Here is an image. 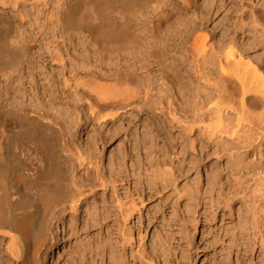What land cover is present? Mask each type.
<instances>
[{"label": "bare ground", "instance_id": "obj_1", "mask_svg": "<svg viewBox=\"0 0 264 264\" xmlns=\"http://www.w3.org/2000/svg\"><path fill=\"white\" fill-rule=\"evenodd\" d=\"M200 1L0 0L14 8L15 19L34 27H19L14 36V24L0 15L2 255L19 264H48L61 225L73 229L81 218L94 233L91 258L68 264H171L180 242L193 247L198 233L193 193L184 219L172 213L160 242L159 231L151 236L153 253L144 245L143 209L154 197L187 191H178L185 174L177 161L191 147L198 151L196 165L217 158L218 168L204 178L205 194L215 191L213 206L237 213L253 244L224 250L226 261L214 264H233V254L237 264L256 256L258 237L264 244V13L254 4L244 19L252 36L248 49L255 52L247 62L236 34L218 40L208 27L218 3ZM156 105L189 133L172 139L171 157L169 149L160 150L166 140L154 134ZM145 114L149 140L137 128ZM196 132L203 138L193 137ZM119 139L106 165L105 152ZM239 203L245 215L243 207L235 211Z\"/></svg>", "mask_w": 264, "mask_h": 264}, {"label": "rangeland", "instance_id": "obj_2", "mask_svg": "<svg viewBox=\"0 0 264 264\" xmlns=\"http://www.w3.org/2000/svg\"><path fill=\"white\" fill-rule=\"evenodd\" d=\"M202 1L203 0H201L200 3ZM263 2H264V0H215V3H218V5L220 6V11L218 12L217 15L214 14V17L211 15L213 21H210L209 23H207L208 27L211 30L212 29H213V31L215 30L216 37L217 38L219 37L218 40L219 39L222 40L227 35V33L232 32V33L236 34L237 41L240 40L239 43L241 45L242 44L244 46L246 45V47L243 48L244 50L246 49L245 50L246 53L244 52L243 54L245 57H247V60H246L247 62L249 61L248 59L254 58L255 52H253L250 48L248 49V45L252 43V41H251L252 36L249 35L246 31L247 27L244 25V24H246L244 19L248 18L250 8L254 4L257 5L259 10L264 13ZM29 3L31 4V2H29ZM210 3H211V1H210ZM30 4H27V7H29L28 10L31 9V7L29 6ZM10 8H12V7L0 6V13H1L0 15L1 16L3 15L1 18H3L4 21L11 22L12 25L14 24L13 25V32H12L14 36L16 35L17 28H19V27L24 26L23 29H26L27 31L34 29V27L32 28L31 25L22 24L21 20H19L18 17H16V19H15V15H16L15 10H14V8H12V9H10ZM213 8H215V6H213ZM210 10H208V12ZM213 11H214V9H212V13H213ZM29 12L31 13V10ZM47 14H48V12H47ZM212 22H214V23H212ZM47 30H46V32L48 33L49 36L46 34L45 36H47V38H45V39H50L51 37H53V31L49 30V29H47ZM262 49H263L262 47L258 48L259 54L262 52ZM154 107H156V108H154ZM154 107H153L154 109L153 108L151 109V116L152 115L155 116L157 118L158 122H160V124L157 125L158 131H155L154 134H157L160 132L159 135L161 136L160 137L162 139L161 141H163V138H164V140H166L167 144L165 146H161L162 148L160 147V150L163 152H166L169 149L168 151L171 152L170 153V157H171V154H172L173 149H174L173 147H171V144H170L172 139L174 137H178L180 135L183 136L184 138H187L189 133H187V131L185 132V130L183 128H180V126H177V125L171 123V121L169 120V115H168L169 110L166 107L163 111L161 110L160 106H158V108H157V105ZM140 116H141V122L137 124L138 125L137 128L140 130H138L137 128L135 130L136 131L138 130V132H141V135L145 134L146 137L148 136V140H149L150 135L153 134L152 133L153 130L151 129V127H147L148 126L147 123H149V118L147 117L146 114L140 115ZM128 117H130V116H128ZM126 125L128 126V122ZM135 130L133 129L132 131H134V133H135L136 132ZM132 133L133 132H131L130 135ZM146 133H148V135ZM145 135L143 137L145 139H147L145 137ZM192 136L197 138V139L203 138L201 133L199 134L197 132H196L195 136L194 135H192ZM154 137H155V135H154ZM129 138H130V140H132L133 137H129ZM85 139L87 140V136L83 133L81 135V141L85 142L86 141ZM121 139L117 140L114 144H112V146H110L108 148V150L105 152L106 158L104 159V162H106V160H107L106 165H108V160L110 158L109 155L110 156L113 155V154H111L110 151H115V149L117 151L119 150V146H121L120 142L122 141ZM127 147L130 151L131 150V148H130L131 143H128ZM190 148L188 147L186 153H184V154L182 153L183 154L182 157L179 156V160L177 161L180 164V169L182 168L181 171L183 170L184 174H185L183 178L178 180V182H177L178 186L177 187H178V191H179V189H180V191L183 190V187H184V190H187L186 191L187 193L188 192H190V194L193 193L190 196L192 197L194 195L192 197V199H194V201H193L194 203L191 202L190 204L193 207V209L191 207V209H192L191 212L193 214L194 213L195 214L193 215L191 213V215H192V217H194L195 215H196V217H199L200 224L198 227V233H197V236L195 238L194 245H192L193 247L189 246L190 248H188L187 244L180 242L181 246H180V248L178 247V250L180 252L177 251V253H176V251H173L172 253H174V252L175 253H174V255H172V253H171L172 258L169 255L170 263L171 264H187L188 261L186 259L188 256H191L192 258H194L193 260H195V261L193 264H214L215 261H217V262L219 261L220 263H222V262L224 263V261H226L225 256H227L226 255L227 253H225L224 250H229V251H232V250H250V245H252V247H253V244H248V243H250L249 242L250 239L248 237L249 236L248 232L244 231L243 226H242V228L239 226L240 222H239V218H238L237 213L233 212L231 214L229 210L223 212L221 209L218 208L217 205L213 206V204L211 202V197H214V199H215V197H216L215 191H209L208 192L209 195L207 194L208 197H205L207 195L205 194V183L206 182L204 181V178H206V174L208 173L209 169L215 170L218 168L220 163L218 162L217 158L215 156H212L210 158L206 157L204 162H202V163L200 162L201 164L198 163L199 165H196V164H194L195 159H196V157H194V156L198 154V151L194 153L193 149H191V151H189ZM178 149H179V147H177L176 151L179 152L180 149L179 150ZM143 150H145V151H143L144 153L147 152L146 149H143ZM168 151H167V153H168ZM192 163H193V165H192ZM194 165H195V167H194ZM180 183L182 185H180ZM186 183L187 184L189 183V184L186 185ZM185 187H187L188 189L187 188L185 189ZM186 192L183 193V195H181V196H179L178 194H176V196L172 195V192H170L169 195L167 194V196L162 195V196L154 197L150 201L147 200L146 207H145V209H143V222H144V226L146 228H148V232H149V234H148L149 237L147 238V240L145 239V242H144V245H146L145 248L147 250H149V252L152 251L151 253H153V251H154V247H152V245L150 244L152 237H153V234L156 233V235H157L159 233L157 235V237H158V236H160V232L162 231L161 236L162 235L165 236L166 233L169 231V228H168L169 226L167 224V221L165 222L164 219L166 220V219H168L167 217H170V216H171L170 218H172L174 216L173 214H176L175 215L176 219L173 217V219H175V220H179L180 218H181V220L184 219L185 216L183 217V215H185V214L183 211L186 210L185 205L189 204V201L191 198V197L188 198L189 193L187 194ZM184 195L187 198H185ZM177 197L178 198L180 197L178 203H177V199H178ZM187 200H188V202H187ZM214 204H216V203L214 202ZM240 207H243V205L241 206L240 203L235 204L234 205L235 211L238 212V209H240ZM180 208H181V210H180ZM243 208H244V210L241 212V215H243L244 211H246V207L244 206ZM172 209H174L173 211L175 213L172 212ZM214 211H215V213H213ZM185 212H187V210ZM182 213H183V215H181ZM245 213H244V215H245ZM137 219H138V217H137ZM137 219H136L135 223L138 222ZM181 220H179V221H181ZM69 221H70V216L67 218V222H69ZM149 221L151 222V224L149 223ZM73 222L75 223V226L73 227V229H69V228L66 229V228H64L63 225H61V227L59 228V235H60L61 242L58 245V247L50 253L48 264H68V262L72 261V259L74 257H76V259H77L81 256H82V258H84V262L89 261V259L91 258L90 257L91 256L90 255V247L94 244V242H93V234L94 233L90 232L89 227L83 223L81 218L80 219L78 218L77 222L76 221H73ZM164 228H165V230H163ZM179 228L180 227H178V228L174 227V231L176 230L175 232H178L180 230ZM166 230H168V231H166ZM164 231L166 233H163ZM67 233H68V235H67ZM179 235H180L179 233H176L175 239L178 237L177 240L178 239L180 240ZM158 238L157 239L159 240L158 241V243H159L160 237H158ZM253 239H254V237H252V243L253 242L255 243V241H253ZM178 243H175V245L177 246ZM183 244H185V245H183ZM181 250H183L184 252L183 251L181 252ZM255 250H257L256 256H254V257L250 256L249 259L246 260L248 262H244L245 260H242L241 264H256V263H259L261 261V258L263 259V257H264V252H263L264 244H263V246L261 245V240L259 239V237L257 239V246L255 247ZM189 251H192V252H189ZM1 252H2V250H0V264H2L1 263V261L3 260L2 258H4V261H5L4 264H15L16 263L11 258H9L7 256V254L4 253V251H3V255ZM186 254H187V257L184 260H186L187 263H185V261H183V258L186 256ZM179 257H180V260H179ZM259 257H260V259H259ZM219 258H220V260H219ZM6 259L8 260V263H6L7 262ZM232 261H234V262H232L233 264H237L236 254H233ZM11 262H13V263H11ZM16 264H19V263L17 262Z\"/></svg>", "mask_w": 264, "mask_h": 264}]
</instances>
